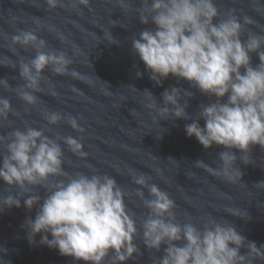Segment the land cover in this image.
<instances>
[{"label":"clouds","instance_id":"1","mask_svg":"<svg viewBox=\"0 0 264 264\" xmlns=\"http://www.w3.org/2000/svg\"><path fill=\"white\" fill-rule=\"evenodd\" d=\"M79 2L86 5L88 0ZM47 3L55 8L58 0ZM139 21L155 26V30L145 28L131 41L132 51L149 78L157 85L169 77L183 80L210 101L215 98L199 106L196 118L185 124L186 135L194 137L205 150L213 145L222 147L218 157L222 169L216 174L222 173L231 181L234 170L241 178L232 150L241 153L245 164L253 147L264 150V35L251 31L245 35V25L252 23L249 17L241 20L229 11L221 18L215 0H141ZM12 42L35 52L19 67L24 89L38 91L47 70L58 76L77 75L69 73L72 61L67 54L47 50L46 41L35 32L20 31ZM253 54L260 61L256 66L251 62ZM0 83L10 87L5 79ZM32 91H20L19 99L34 104ZM191 96L187 91L182 96V90L175 87L165 90L158 110L172 119H192L186 112L187 99L181 103ZM11 111V101L0 96V117H7ZM45 118L48 125L64 119L56 112ZM67 123L83 131L75 118L68 116ZM0 144L4 146L0 181L25 193L22 198L3 197L0 211L19 208L21 199L29 211L36 208L35 218L26 220L30 244L39 235L41 245L83 264H126L142 255L137 238L149 251L160 252L163 246V255L155 264H254L256 259L264 260V245L247 242L229 223L210 219L198 228L190 221L178 222L168 193L150 184V177L144 174L132 179L139 186L136 195L147 209V215L138 222L114 176H69L64 171L62 144L72 153L86 156L82 143L71 135L53 138L43 129L28 125L0 136ZM52 177L64 179L52 183ZM37 187L44 190L43 199L33 192ZM241 248L247 249L245 255H241Z\"/></svg>","mask_w":264,"mask_h":264},{"label":"water","instance_id":"2","mask_svg":"<svg viewBox=\"0 0 264 264\" xmlns=\"http://www.w3.org/2000/svg\"><path fill=\"white\" fill-rule=\"evenodd\" d=\"M215 4L221 18L232 11L241 20H252L245 25V35L249 31L264 35V0H215ZM140 8L141 0H88L86 5L79 0H58L55 8H50L47 0H0V79L10 85L0 83V96L12 104L7 117H0V136L28 125L43 129L53 138L71 135L82 143L86 156L74 154L62 144L64 171L69 176H114L138 222L147 215V209L137 197L139 186L132 179L144 174L150 177V184L168 193L178 222L190 221L200 228L215 219L234 226L247 242L264 245V184L258 185L264 182V150L253 147L245 164L241 153L233 149L241 178L234 170L231 181L222 173L216 174L222 169L218 157L224 149L213 145L205 150L184 130L185 124L196 118L199 106L215 98L210 101L183 80L169 77L157 85L149 78L131 46L139 32L155 30L151 23H140ZM20 31H33L46 41L47 50L66 53L72 61L69 73L77 75L58 76L47 70L38 91L24 89L19 67L35 52L12 42ZM251 62L253 66L260 63L255 54ZM173 87L181 89L182 96L184 91L192 93L181 100L183 104L187 99L186 112L192 119H172L159 112L162 94ZM24 90L32 91L34 104L19 99L18 93ZM51 112L60 113L64 119L48 125L45 117ZM68 116L75 118L83 131L73 129L67 123ZM200 124L203 127L204 122ZM3 151L0 144V154ZM61 179L64 177H52L51 182ZM33 192L42 199L45 196L41 188ZM9 195L22 198L25 193L0 181V207L2 198ZM35 214L36 208L29 211L23 199L19 208L0 211V264H83L41 245L39 235L34 244L29 243L26 220L34 219ZM135 242L142 255L126 264H155L163 255V246L155 252L146 249L141 239ZM240 251L245 255L247 249ZM254 264H264V260L256 259Z\"/></svg>","mask_w":264,"mask_h":264}]
</instances>
